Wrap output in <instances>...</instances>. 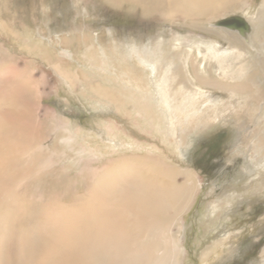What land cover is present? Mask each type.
<instances>
[{
    "label": "bare ground",
    "instance_id": "obj_1",
    "mask_svg": "<svg viewBox=\"0 0 264 264\" xmlns=\"http://www.w3.org/2000/svg\"><path fill=\"white\" fill-rule=\"evenodd\" d=\"M81 1L90 4L89 0ZM108 1H112L113 7H125V10L131 8L130 4H137L135 0ZM143 1L147 7H158L162 3L161 0ZM225 2L171 0V5L179 10L172 11L174 14L166 15V18L174 20L178 15L185 22H195L197 17L207 15L205 12L210 7L216 5L222 9ZM245 20L250 25L249 32L245 34L216 27L221 28L218 35L223 29L233 33L231 49L203 35H199L197 41L176 39L179 44L170 50L171 55L168 56L161 46L156 47L153 52L154 70L159 73L157 89L160 101L157 95L154 99L148 88L136 83L134 72L139 68L133 64L135 71L130 70L132 66H126L130 63H126L129 60L125 57L126 60L123 58V63L119 61L118 65L114 64L115 58L112 60L104 50L100 58L87 57L92 67L91 73L87 74L71 66V69H65L67 63L64 61L51 63V59L44 57L48 52L29 46L18 48L10 44L9 37H4L6 43L0 44V264H183L186 254L181 219L192 209L201 189L197 174L174 162L175 157H179L180 147L186 146L183 136L187 129L184 130L183 120H186L187 128L199 127L210 119L216 120L220 114L213 106L205 109L204 114H195L192 111L198 101L193 100L191 107L189 92H185L182 101L175 103L168 89L174 84L178 70L188 77V63L193 60L192 48L196 46L202 60L208 56L214 61L208 75L205 65L201 67L203 74L194 67V79L203 89L199 94L210 95L209 101H219L215 92L220 90L230 93L233 101H241L237 98L239 91H236L241 86L236 83L242 82L245 74L242 71L230 74L232 66L228 62L243 57L241 52L233 50L245 49L244 42L254 31L251 22L247 18ZM0 27L8 30L1 20ZM77 32L81 34L84 31ZM3 36L0 33V37ZM70 38L65 36L62 42L66 43ZM202 46L206 47L207 54L201 52ZM232 52L233 57L228 59ZM262 55L264 58V51L257 57ZM177 56L180 64H175ZM42 63L49 65L57 80H62L72 92L80 86L86 87L85 90L93 96L116 106L118 115L125 120H130L128 116L135 114L123 115L124 102L113 94V89L127 90V95L133 98L141 95V105L136 99L137 104L132 107L142 109L143 106L144 109L134 111L136 118L133 119H141V127L146 125L143 132L148 131V137L152 136L163 144L166 141L155 136L153 129H159L160 117L167 118L173 143L153 146V152L145 155L115 153L112 156L119 123L112 122L113 125L107 126L108 141H100L96 135H86L82 131L73 134L66 129L69 120L43 108L50 82ZM139 64L146 67L143 60ZM174 64L176 66L172 69ZM106 65L119 70L121 77H111ZM38 74H41L39 79ZM96 78L99 81H95ZM145 84L148 87V83ZM125 85L136 89H125ZM262 122H257L259 129H262ZM132 123L139 125V121L132 120ZM251 135L257 137L259 143L263 142L259 131ZM222 200L218 207L224 209L225 201ZM218 245L208 249L204 257L213 255Z\"/></svg>",
    "mask_w": 264,
    "mask_h": 264
},
{
    "label": "rangeland",
    "instance_id": "obj_2",
    "mask_svg": "<svg viewBox=\"0 0 264 264\" xmlns=\"http://www.w3.org/2000/svg\"><path fill=\"white\" fill-rule=\"evenodd\" d=\"M135 1L137 4H130L131 8L125 10L123 6L113 7L112 1L108 0H89V5L81 0H3L0 3V20L8 26V32L0 27V33L4 35L0 37V44H5L3 38L9 37L10 44L18 48L29 46L32 49H41L42 52H48L44 57L51 59V63L64 61L68 65H65V69L78 68L87 74L92 71L87 57L100 58L104 50L112 60L115 58V65L119 61L123 63L125 57L129 61L124 62L130 63L126 64L127 67L135 64L139 68L137 71L133 66L129 68L135 71L134 76L138 78H135L136 83L142 88H148L154 99L157 95L160 101L157 89L159 73L154 70L156 62L153 52L156 47L161 46L168 56L171 55L170 50L179 44L176 39L197 41L199 35H203L231 49L233 33L223 29L222 34L218 35L217 31L221 28H216L215 25L235 16L247 18L254 31L243 41L245 49L233 50L236 53L241 52L243 57L228 62L232 66L230 74L240 71L245 74L244 80L236 83L241 86L239 90L236 89L239 91L237 98H241V101H233L230 93L220 90L215 92L219 101H212L211 98L209 101L210 95L199 94V90L203 89L194 79V67L203 74L201 67L205 65L208 75L213 69L214 61L208 59V56L202 60L196 46H193L191 53V57H195L194 62L190 60L188 63L189 78L178 70L174 84L168 92L175 99V103L182 101L185 92H189L191 107L193 100L198 101L192 111L195 114H204V110L212 106L220 114L216 120L210 119L199 127L187 128L186 120H183L184 130L187 129L185 137L183 136L186 146L180 147L179 157H175L174 162L197 174L201 184L192 209L181 219L184 223L182 238L186 254L183 264H264V65H261L264 58L263 55L257 57L264 51V0H226L222 9L216 5L210 7L205 12L207 15L197 17L195 22H185L178 15L174 20L166 18V15L174 14L172 11L179 10L177 6L171 5V0H161L158 7H147L143 0ZM78 30L84 32L78 34ZM65 36L73 37L63 43L62 38ZM157 39L160 42H156ZM201 52L208 53L205 46L201 47ZM233 52L228 59L233 57ZM13 53L21 55L17 51ZM178 58L179 56L175 59V64H180ZM140 60L145 62L146 67L139 64ZM43 64L41 65L50 82V86L45 88L47 94L43 108L69 120L70 124L66 125V129L73 134L82 131L86 135H96L100 141H108L107 126L114 122L119 123V134H115L116 149L112 156L115 153L145 155L149 151L153 152V146L163 147L172 142L173 136L168 129L167 118L160 117L159 120L162 119L159 121V129L154 128L156 132L153 129L155 136L166 141L163 144L152 136L148 137V131L143 132L146 125L142 124L141 127V119H133L136 118L134 111L144 109L143 106L142 109L135 108L136 110L132 107L136 101L141 105V95L133 98L134 96L127 95V90H120L116 88L118 86L115 87L116 90L113 89V94L124 102L123 115L126 117V114H135L128 116L130 120H125L118 115L116 106L93 96L85 90L86 87L80 86L72 92L67 84L57 80L49 65ZM105 69L111 77L120 76L119 70H113L108 65ZM40 77L41 74H38L37 78ZM189 80L194 86H190ZM95 81L99 79L96 78ZM103 84L109 87L106 83ZM124 88L136 89L130 85H125ZM207 115L213 117L211 114ZM132 120L139 121V125L133 124ZM258 120L263 121L262 129H259ZM255 131H259L260 137H263L261 144L257 137L251 135ZM221 200L225 203L224 209L218 207ZM215 244H219L217 251L205 258L204 253Z\"/></svg>",
    "mask_w": 264,
    "mask_h": 264
},
{
    "label": "water",
    "instance_id": "obj_3",
    "mask_svg": "<svg viewBox=\"0 0 264 264\" xmlns=\"http://www.w3.org/2000/svg\"><path fill=\"white\" fill-rule=\"evenodd\" d=\"M217 27H225L227 29L236 30L240 33H247L250 30L249 23L242 16H235L227 20H223L216 24Z\"/></svg>",
    "mask_w": 264,
    "mask_h": 264
}]
</instances>
